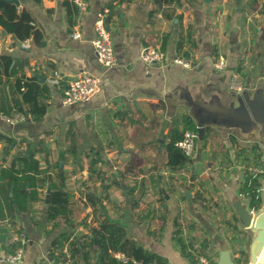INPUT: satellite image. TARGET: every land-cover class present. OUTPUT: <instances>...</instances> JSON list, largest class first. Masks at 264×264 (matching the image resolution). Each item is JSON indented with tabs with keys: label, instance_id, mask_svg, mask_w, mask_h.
Instances as JSON below:
<instances>
[{
	"label": "crops",
	"instance_id": "obj_1",
	"mask_svg": "<svg viewBox=\"0 0 264 264\" xmlns=\"http://www.w3.org/2000/svg\"><path fill=\"white\" fill-rule=\"evenodd\" d=\"M18 1L41 37L25 38L26 47L25 39L0 27V55H9L15 69L1 74L0 114H24L15 124L0 117V165L19 151L33 152L46 182L26 209L0 219V264H7L3 256L13 250L17 229L28 237L19 264H48L57 254L54 240L65 232L79 243L76 264H109L91 241V228L103 219L123 226L126 239L168 264H192L198 254L216 264L219 241L231 248L238 227L244 231L233 197L249 209L250 193L263 198L262 178L250 169L264 165V0H183L170 17L163 14L168 6L155 0H84L74 22L63 0ZM110 5L107 25L118 63L103 68L91 39L97 11ZM75 30L78 37L71 36ZM150 45L191 66L145 63L140 54ZM218 54L226 60L223 70L213 65ZM232 70L241 73L240 93L228 88ZM82 74L97 77L99 91L62 104L63 87ZM17 78L28 86L17 89ZM35 95L45 108L39 118L27 111ZM182 114L194 123L196 139L192 155L175 171L165 166L164 137L170 127H181ZM50 183L71 194L67 222L47 220ZM177 237L193 239L194 260Z\"/></svg>",
	"mask_w": 264,
	"mask_h": 264
},
{
	"label": "trees",
	"instance_id": "obj_2",
	"mask_svg": "<svg viewBox=\"0 0 264 264\" xmlns=\"http://www.w3.org/2000/svg\"><path fill=\"white\" fill-rule=\"evenodd\" d=\"M155 1L158 5L168 6L167 10L163 11V14L167 17L173 15L176 6H181L183 4V0ZM63 4L66 9L68 21L74 22L78 14L76 3L74 0H63ZM109 8H111V5ZM0 27L19 40L32 36L33 39L38 41L41 37V33L35 28L33 17L30 12L26 9L18 11L15 3L9 0H0ZM183 54L189 56L188 51H183ZM11 61L12 59L9 55H0V77L1 74L10 75L14 73L15 69L13 68L14 66L11 65ZM14 85L19 89L21 86H28V83L17 78ZM44 110V105L36 95L33 101L27 104V111L30 115H35L36 118H39L44 113ZM179 120L181 122V127H170L164 137V150L166 154L165 166L175 171L182 167L188 160V157L183 153L181 148L176 145V142L183 137L186 130L196 131V127L189 115L182 114ZM71 133L72 132H70V134ZM0 138H2L1 135ZM3 138L6 141H10L7 137ZM72 138L74 139V134ZM70 150L73 153L75 152L74 148ZM44 182H46L45 171H43V168H40L39 160L34 157L33 152L28 153L27 151H19L14 155L8 165H0V219L6 216L11 217L14 208L18 210L26 209L28 200H36L38 198V187ZM49 186V197L46 203L47 220L53 223L59 222V219L67 222L71 215V194L66 189L56 186L53 183H50ZM248 196L251 198L250 206L254 208L261 206L263 201L262 197L258 196L255 198L253 193H250ZM163 197L164 196L161 195V199H163ZM235 218L237 219L236 215ZM174 225L178 226L179 222H174ZM233 229L236 230V226H233ZM91 231L93 234L91 241L97 242V244L101 246V253L108 259L109 264H131L128 262H119L112 254V252L115 251H122L127 256L142 261H151L155 264H168L165 257L155 252L145 250L132 239H126L124 227L117 223L103 219L99 227H92ZM175 231L178 233L179 229H175ZM70 235L71 233L65 232L54 240L53 243L58 253L61 252L63 244L68 240L73 252L79 248L77 240L69 238ZM177 241L183 250L190 247V251L186 254H189L194 260V255L191 252L193 239L191 238L185 243L181 237H177ZM211 263L215 264L213 261H211Z\"/></svg>",
	"mask_w": 264,
	"mask_h": 264
},
{
	"label": "built area",
	"instance_id": "obj_3",
	"mask_svg": "<svg viewBox=\"0 0 264 264\" xmlns=\"http://www.w3.org/2000/svg\"><path fill=\"white\" fill-rule=\"evenodd\" d=\"M77 5L78 11H82L86 8L87 3L84 0H74ZM115 3V1H113ZM110 11L108 6H103L96 13L94 20V35L91 39V44L96 56V60L103 68L114 66L118 63L117 56L115 55L111 42V34L109 26L107 25V15ZM72 37H78L79 32L73 31ZM24 46H29L30 43L27 39L23 41ZM140 58L147 64H159L172 62L180 65L182 68H189L191 63L188 59L182 56H174L166 58L158 46H147L140 54ZM213 65L216 69L223 70L226 68V60L222 54H218ZM52 75L55 79L59 78V72L56 68H53ZM99 80L97 77L82 74L77 75L69 79L66 85L62 89V95L60 102L62 104H72L77 101H85L91 98L99 91ZM228 88L231 91L240 93L244 88L243 79L241 73L232 70L229 74ZM0 117L3 121L9 124H15L24 119V114L18 110H11L2 112ZM196 139V132L186 130L183 137L176 142V145L181 148L183 153L189 158L192 155L194 149V143ZM253 176L260 175L262 183L259 187L264 199V165H257L251 167ZM256 208H250L254 210ZM28 237L24 230H14L11 242L14 243L12 251L7 252L3 259L7 264H19L22 261V255L24 247L27 243ZM113 256L120 262H128L131 264H155L151 261H142L133 257L127 256L122 251L112 252ZM244 258V257H243ZM48 264H76L75 253L71 249L69 240L66 241L61 249V252L52 257ZM192 264H212L209 258L205 254H198L195 261Z\"/></svg>",
	"mask_w": 264,
	"mask_h": 264
},
{
	"label": "water",
	"instance_id": "obj_4",
	"mask_svg": "<svg viewBox=\"0 0 264 264\" xmlns=\"http://www.w3.org/2000/svg\"><path fill=\"white\" fill-rule=\"evenodd\" d=\"M18 4V0H10ZM209 2V0H204ZM199 136L203 132L198 127ZM49 190V188L47 189ZM48 201V196L45 198ZM232 206L237 220L248 231L247 255L242 261L233 258L231 248L224 239L219 241L216 264H264V199L260 207L250 210L237 196L232 199Z\"/></svg>",
	"mask_w": 264,
	"mask_h": 264
},
{
	"label": "rangeland",
	"instance_id": "obj_5",
	"mask_svg": "<svg viewBox=\"0 0 264 264\" xmlns=\"http://www.w3.org/2000/svg\"><path fill=\"white\" fill-rule=\"evenodd\" d=\"M239 234L234 235V239L232 242L231 253L235 260L242 261L243 257L246 258L247 255V234L248 231L244 228L243 229L239 226L238 227ZM246 238V239H245Z\"/></svg>",
	"mask_w": 264,
	"mask_h": 264
}]
</instances>
